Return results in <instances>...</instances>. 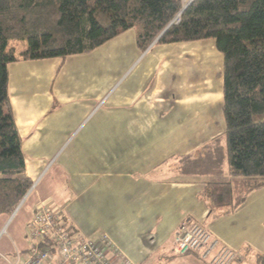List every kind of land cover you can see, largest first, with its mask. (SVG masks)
<instances>
[{"label": "crops", "instance_id": "1", "mask_svg": "<svg viewBox=\"0 0 264 264\" xmlns=\"http://www.w3.org/2000/svg\"><path fill=\"white\" fill-rule=\"evenodd\" d=\"M193 43L208 54L192 43L142 53L128 30L87 54L7 65L23 177L33 186L13 215L0 216V264L29 248L26 226L39 206L63 211L80 238L107 236L132 264H206L172 252L187 219L237 252L233 264H255L264 184L227 213L201 196L206 183L229 180L227 160L221 177L182 171L225 131L222 56L212 40ZM192 60L199 79L189 76Z\"/></svg>", "mask_w": 264, "mask_h": 264}, {"label": "trees", "instance_id": "2", "mask_svg": "<svg viewBox=\"0 0 264 264\" xmlns=\"http://www.w3.org/2000/svg\"><path fill=\"white\" fill-rule=\"evenodd\" d=\"M128 30L142 53L152 44L214 42L223 59L225 131L182 171L221 177L227 160L229 180L208 182L201 194L227 213L264 184V0H0V216L33 186L23 177L7 65L87 54ZM15 42L24 48L17 52ZM255 264H264V252Z\"/></svg>", "mask_w": 264, "mask_h": 264}, {"label": "built area", "instance_id": "3", "mask_svg": "<svg viewBox=\"0 0 264 264\" xmlns=\"http://www.w3.org/2000/svg\"><path fill=\"white\" fill-rule=\"evenodd\" d=\"M26 227L29 248L17 251L12 264H132L107 236L96 242L77 236L59 209L39 206ZM172 252L176 256L197 255L206 264H233L239 258L190 219L174 234Z\"/></svg>", "mask_w": 264, "mask_h": 264}, {"label": "rangeland", "instance_id": "4", "mask_svg": "<svg viewBox=\"0 0 264 264\" xmlns=\"http://www.w3.org/2000/svg\"><path fill=\"white\" fill-rule=\"evenodd\" d=\"M10 45L11 46H14V47H16V48H18V49H22L24 46H25V42H15L14 44L13 43H10ZM154 44H152V46H153ZM189 46H193V45H198V49H200V51L198 52V55H200V54H202L203 56L205 55V53L208 51V50H203L204 48H205V46H202V45H200V43H192V44H188ZM150 48V47H149ZM148 48V49H149ZM147 49V50H148ZM211 50H212V48H211ZM207 54H208V52H207ZM214 55H217V54H214ZM220 61V60H219ZM219 61H218V59L217 58H215L214 60H213V62H215V63H217L218 65H219ZM192 67L190 68V70L193 68V70L191 71V74L189 75L191 78H194V79H199V78H197V77H199L200 76V73H199V70H198V67L195 65V63H194V61L192 60ZM189 66H191L190 64H189ZM198 71V72H197ZM188 72V71H187ZM104 109L105 110H107V106L106 105H104ZM104 118L106 119L107 118V116L106 115H104ZM225 125V124H224ZM106 134H108L107 133V129L105 128V135ZM224 170H225V168H224ZM19 208V205L17 206V208L14 210V212L11 214V215H13L16 211H17V209ZM11 223V222H10ZM9 223V224H10ZM8 227V226H7ZM6 227V228H7ZM3 234H5V230H4V233H2V235ZM85 238H87V237H85Z\"/></svg>", "mask_w": 264, "mask_h": 264}]
</instances>
